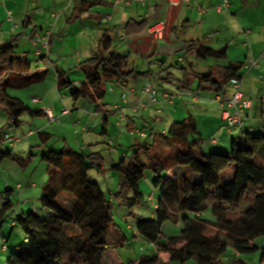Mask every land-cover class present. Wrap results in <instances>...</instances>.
<instances>
[{
  "label": "trees",
  "instance_id": "1",
  "mask_svg": "<svg viewBox=\"0 0 264 264\" xmlns=\"http://www.w3.org/2000/svg\"><path fill=\"white\" fill-rule=\"evenodd\" d=\"M93 4L88 3L87 8ZM147 27L146 21H130L125 33H140ZM14 44L11 40L0 45V105L7 115L0 142L8 126L21 127L25 114L34 117L44 113L9 93L41 84L47 76V70L33 71L28 55L17 56ZM184 50L188 55L194 54L197 61L228 59L227 48L214 49L199 40L187 42ZM39 58L45 59V55ZM78 68L85 76L80 82L57 69V88L67 91L75 105L82 103L101 115L103 134L107 133L108 116L112 113L105 102L109 85L151 74L130 68L128 55L113 51L107 34L100 39L99 51ZM242 68L243 63L230 62L224 67L210 66L205 72L192 69L177 82L185 89L197 82L198 92L225 94L232 79L242 78ZM39 136L44 144L49 141L48 133L39 132ZM206 145L196 118L189 115L166 132L151 131L148 140L131 146L130 153L112 166L123 179L116 197L130 210L142 200L141 183L147 171L156 177L154 187H161L153 217L137 215L136 221L140 237L155 249L132 264H186L190 260L196 264H225L220 258L228 249L240 255L264 250L256 243L264 237V128L244 129L232 138L230 151L222 152L215 145L208 151ZM43 157L48 163L49 178L41 191L45 213H22L13 221V226L23 232V242L15 246L4 264H102L110 250L111 234L118 229L113 200L91 175L93 169L103 168L101 153L64 146L59 151L48 149ZM29 160L32 158L1 149L0 143L1 164L14 161L24 166ZM127 193L132 196L127 197ZM13 196L11 188L0 193V232L13 213ZM208 210L210 218L203 216ZM167 221L180 224L181 230L162 240V227ZM118 231L121 239H126ZM122 242L119 243L124 245ZM227 264L245 263L238 259Z\"/></svg>",
  "mask_w": 264,
  "mask_h": 264
},
{
  "label": "crops",
  "instance_id": "2",
  "mask_svg": "<svg viewBox=\"0 0 264 264\" xmlns=\"http://www.w3.org/2000/svg\"><path fill=\"white\" fill-rule=\"evenodd\" d=\"M116 1L117 0H0V45H7L13 40L15 42L14 46L17 56L28 55L32 60L33 68L44 65L45 70H47V76L43 83L46 82L49 71H53L51 81H55L54 87L45 91L44 98L41 95H34L32 97V103L35 106L31 107L42 110V112L44 109L49 108L53 115H61L60 117L64 116L62 112H59L57 102L60 98H65L69 93L63 90L60 91L57 88L56 71L57 69H61L68 72L69 75L70 70L74 67L78 68L81 62L93 57L94 54L99 51L100 39L104 34L109 35L110 32L113 31V35H109L112 39V50L119 53H122L119 50L121 45H129L131 41V44L127 47L128 51L126 53L128 55L129 66L139 71L136 63L130 60L131 54H137L136 52H140L142 49H149L148 52H150V46H156L154 42L166 44L168 42V33L170 29L173 33L175 32L176 35L177 25L182 22L183 28H186L188 25L185 24H191L196 14V16L202 17L200 20L203 21V25L200 26L199 32L196 33L197 38L195 40L207 42L213 34H216V37L222 30H229L225 39L218 41L217 48L228 49V59L230 62L243 63L241 71V81L243 85L241 86V90L244 98L251 101V107L242 112L244 129L254 131L264 128V0H229L230 4L228 9L221 13L217 12L215 7L223 0H188L187 2L176 5L179 7L176 9L173 8L174 6H169V0H144L143 4L138 3L137 0H123L124 3L122 4H116ZM90 2H95V4L87 8ZM125 2H130V4H126ZM82 7H85V9H81ZM201 9L202 12L200 11ZM214 11L215 14H213ZM54 13L60 14L57 18V20H59H56V25H58L60 19L65 16L63 21L66 22V32L63 38H61L60 35H56V33L54 35L53 32L49 41L48 55L44 49H42V54H39L38 50L42 48L41 43L35 46L31 42V39L34 38L36 34L41 36L45 34ZM224 14L225 16H223ZM160 20H165L167 22V29H169L161 39L155 40L151 38L152 41L145 39L143 35H147L146 31L131 35L125 33V27L130 21H146L149 26ZM194 30L196 29L194 28ZM129 38H131V40H129ZM69 44L72 46V51L67 49V45ZM151 54L155 55L156 53L152 51ZM231 54H233V57L230 58ZM42 55H45V59L39 58V56ZM189 56L191 60L187 61L186 59L178 58L176 61L177 65L181 66L184 70L183 76L185 74H190L191 70H195L196 68L195 62L192 61L193 58L196 59L195 55L189 54ZM202 61H204V64L200 72H205L210 66L214 65L220 67L227 66V64H224L223 60L217 61L208 59ZM148 62L152 63V59L149 58ZM199 63L201 62L196 59V64ZM252 63H254V65L250 67V70H247L246 66ZM161 70L164 71L163 68ZM147 71L151 72L148 77L129 79L125 82V88L117 83H111L109 85V94H107L105 102L108 105L107 109L112 113L108 116L106 134H110L111 132L109 130L110 116L115 115L117 124L120 127L119 134L123 135L122 126L126 124L128 130H132L131 132L135 131L138 135V140H140L137 141V143H142L148 140L151 131L166 132L169 124H173L188 112L196 118L200 133L201 130H205V128L208 130L204 131L207 137L202 133L201 135L207 142L205 150H211L214 145H209L208 142L211 138H215V134L221 130L223 125L222 105L219 100L226 101L231 98L233 89L230 85L228 84L225 94L218 95L214 91H205L204 94L198 95L191 93L195 82L191 85V89H185L181 87L178 82L171 83L169 80H165L166 74L161 71L162 74L155 73L156 71H154L151 66L139 72ZM2 75L3 72L2 74L0 73V76ZM73 80L77 82L83 81L81 77ZM149 81L157 89V96L160 99L163 98L166 92L175 95L173 103L169 104L166 102L162 105H151L150 95L143 92L145 84ZM112 88L113 91H111ZM54 90H56V94H53ZM124 94L127 95V101L123 100L122 96ZM108 96H110L109 99H107ZM194 96H202L203 102H195ZM34 99H39V101L35 102ZM178 103L183 106H179ZM188 103L197 105L199 109L193 110L185 108L184 105ZM79 104L81 105V109L88 110L95 117L102 118L101 115L95 114L93 112L94 110L90 107L84 106L82 103ZM143 104L146 105L143 106ZM117 106L121 108L117 109ZM2 108L3 107L0 105V111L4 112L6 115ZM159 109L160 112H158ZM41 116L48 119L44 113L43 115L34 117ZM139 118L143 121L142 129L138 128ZM6 124L7 115L5 125ZM83 128L86 132L92 130V127L89 125ZM1 129H3V122L0 126V130ZM18 130L19 129H17V132ZM234 130L236 134L233 133ZM139 131L144 132L145 137L140 136L138 133ZM241 132V130L233 129L228 133L236 137L240 135ZM17 135L19 137L18 142H20L22 136L18 133ZM27 135H32V132H29ZM126 135H129V133ZM217 141L218 143L215 144L217 149L228 148V145H221V139ZM0 143L2 144V142ZM6 145L8 144H5V146ZM81 147L83 151L89 153L87 146L85 148L84 145H81ZM1 149H3L2 146ZM9 150L13 153L15 152L12 149ZM8 162L9 161H4L2 164L0 163V170L3 166H7L6 164H8ZM0 184H2L1 179ZM29 186L30 187L23 189V187L18 185V188L21 187L22 189L19 197L20 199L23 198L22 202L26 205L29 202V196L33 194V189L37 187L35 183H31ZM6 188L11 187L7 185L5 189ZM0 201L3 200L1 199ZM151 217H153V214ZM13 225L14 222H12V226ZM260 246H264V242ZM3 249H5V246L2 247V251ZM259 251H263L261 264H264V250ZM234 253L235 256L232 259L233 261L240 259L245 264H256L255 260H246L243 258L244 255H240L236 252Z\"/></svg>",
  "mask_w": 264,
  "mask_h": 264
},
{
  "label": "rangeland",
  "instance_id": "3",
  "mask_svg": "<svg viewBox=\"0 0 264 264\" xmlns=\"http://www.w3.org/2000/svg\"><path fill=\"white\" fill-rule=\"evenodd\" d=\"M173 8L176 9L179 7L174 6ZM213 14H215V11ZM194 16L195 18L192 20L191 24H185L188 25L186 28H183V25L181 24L182 22L177 25L178 32L176 31V35L175 32L173 33V31L170 29L168 33V42L166 44L153 41L156 43V46H150V52H148L149 49H142L140 52H136L137 54H131L130 60L136 63L139 71H144V69H147L151 66L154 71H156L155 73H164L166 75L168 73L171 74L169 75L170 77L168 79L171 83H177L178 79H183L184 70L181 66L177 65L176 61L178 58L186 59L187 61L191 60V57L186 54L184 50V45L187 42L197 38L196 33L199 32L200 26L203 25V21L200 20L202 17L196 16V14ZM223 16H225V14ZM64 18L65 16H63L60 19L58 25H56L57 21L59 20L58 19L53 29L54 35L56 33V35H60L61 38L64 37L66 32V22L63 21ZM193 27L196 30H194ZM168 30L169 29H167L166 32H168ZM228 33L229 30H222L216 37V34H213L212 37L207 40V42H204V44L214 49H218V41L225 39ZM109 35L112 36L113 31H111ZM143 36L145 39L152 41L151 37L148 35L144 34ZM129 40H131V38H129ZM129 45H121L119 50L126 54L128 51L127 47ZM71 48L72 46H70V44L67 45L68 50H71ZM152 51L156 54H151ZM231 57H233V54L230 55V58ZM149 58L152 59V63L148 62ZM192 61L195 62V70L202 71L201 67L204 64V61H200L201 63L199 64H196L195 58H193ZM223 62L225 65L230 63L229 59L223 60ZM162 68L164 71L161 70ZM43 70H45L44 65L39 66L38 68H33L34 72ZM52 76L53 71H49L48 78L45 83L36 84L23 90H10L9 93L11 96L23 100L30 106H35L32 103V97L34 95H41L44 98L45 91L54 87L55 81H51ZM68 77L72 80L78 77H81L82 80L85 79L81 69L77 67H74L69 71ZM55 91L56 90L53 91V94H56ZM191 93L201 95L205 92H198L197 82H195ZM109 97L110 96H108L107 99H109ZM57 104L59 106V112H62L65 108L71 112L68 115L66 114L60 117L56 122H50L46 117H30L29 115L25 114L22 117L21 128H19L17 132L18 134H21L20 136H22L21 141L15 143L14 145L11 143L1 144L3 150L12 149L15 151L14 154L23 158L31 157L32 160H29L24 166L19 165L17 162L9 161L8 164H6L7 166H3V168L0 170L2 171L0 172V179L2 180V184H0V191L3 192L7 185L15 191V195L12 199L14 205L13 213L5 221L0 232V264H4L7 256L15 250V246L23 242L24 235L21 228L19 226H12V222L23 212L26 215H30L33 212L40 213L41 215L45 213L42 207L41 191L49 178L46 172L48 163L43 159V156L44 153L50 148L59 151L64 146H69L77 151H81V145H84L85 148L87 146L89 152L99 151L104 158L102 170L98 171L97 169H93L91 171V175L100 183L102 188L105 190L107 197L112 198V211L116 229L121 230V232L126 236V239L122 240L119 231L113 230L109 241L110 250L102 264H132L140 260V258H142L144 255H151L155 249V246L140 237L136 229V221L137 215L142 216L145 219L151 218L152 214L154 213V202H158L161 187H154L153 181L156 177L152 172L147 171L146 176L141 183V191L143 194L142 200L139 205L130 210L121 203L118 197H116V194L121 191L123 179L120 173L112 169V166L117 161H119L122 156L130 153V147L140 140H138V135L135 131L131 132L132 130H128L126 124H123V135H120V127L117 124L115 115L110 116V134H103L102 118L95 117L90 111L81 109L80 104L75 105L69 94L66 95L65 98H60ZM179 106L183 105L179 104ZM184 106L185 108L193 110L199 109L197 105L192 103H188ZM189 115L191 114L186 112V114L180 117L176 122L178 123L183 121ZM138 121V128L142 129L143 121L140 118ZM2 122L4 128L6 123V115L4 112L0 111V126L2 125ZM87 125L91 126L92 130L88 132L84 131L83 127H86ZM171 126L172 124H169V126H167V130ZM204 131L208 130L206 128L205 130H201V133L205 136L206 132ZM29 132H32V135H27ZM39 132L48 133L51 136L46 144L40 140ZM127 133H129V135H126ZM233 133L236 134V131L234 130ZM233 136L234 135H229L226 129L219 130L215 134V138L217 140L221 139L222 146L228 145V148H219L220 151L226 152L231 150V138ZM5 144L8 145L5 146ZM31 183H35L37 187L36 189H33V194L32 196H29V202L26 205L22 202L23 198L20 199L19 194L22 190L21 187H23V189L30 187L29 185ZM18 185L21 187L18 188ZM152 194L154 196V200L151 199ZM126 195L127 197L132 196L131 193H127ZM2 203L3 201H0V207ZM185 215L190 217L195 216L191 213H186ZM203 216L210 218V211L208 210L204 212ZM180 230V224H174L171 221L165 222L162 227V240H165L170 236L178 235ZM121 241H123L122 243L124 245L119 243ZM263 242L264 237L258 238L256 240L258 245H261ZM4 246L5 249L2 251V247ZM262 254L263 251H258L253 254L244 255L243 258L246 260H255L256 264H261ZM234 256V251L232 249H228L220 259L221 261L228 263L234 258ZM186 264H196V262L194 260H190Z\"/></svg>",
  "mask_w": 264,
  "mask_h": 264
},
{
  "label": "built area",
  "instance_id": "4",
  "mask_svg": "<svg viewBox=\"0 0 264 264\" xmlns=\"http://www.w3.org/2000/svg\"><path fill=\"white\" fill-rule=\"evenodd\" d=\"M187 1L188 0H169V6L170 7L176 6V5H179ZM137 2L143 4L144 0H137ZM122 3H124L123 0L116 1V4H122ZM125 3L130 4V2H125ZM229 4H230L229 0H223L219 5L215 7V9L217 12L221 13L224 10L228 9ZM200 11L202 12V9ZM59 15L60 14L58 13H54L52 15L53 18L50 21L45 31V34L43 36L36 34L35 37L31 39V42L35 46L41 43L42 48L38 50L39 54H42V49H44L46 54L48 55L50 37L53 34L55 22L57 18L59 17ZM166 29H167V22L165 20H160V21H157L149 25L146 28V33L152 39L157 40V39H161L164 36ZM252 65H254V63H252L251 65H247L246 69L250 70V67H252ZM229 85L233 89L231 98L226 101L219 100V102L222 105L223 125L221 127V130L226 129L228 132H230L233 129H237V130L243 131L244 130V118H243L242 112L243 110L249 109L251 107V101L244 98L243 92L241 90V86H242L241 79L234 78L230 81ZM120 86L125 88L126 83H122ZM111 91H113V88L111 89ZM143 92L145 94L150 95L151 105H162L166 102L169 104H172L175 99V95H172L168 92L164 93L163 98L160 99L157 96V89L150 81L145 84L143 88ZM122 97L124 101H127V95L124 94ZM34 101L38 102L39 99H34ZM194 101L197 103H200V102H203V98H201L200 96H194ZM145 105L146 104H143V106ZM116 108L120 109L121 107L117 106ZM43 112L46 114L50 122H56L60 118V116L58 117V116L53 115L49 108L44 109ZM70 112L71 111L65 108L62 111V115L69 114ZM158 112H160V109L158 110ZM138 133L140 134V136L145 137L144 132L139 131ZM18 141H19V137L17 135V128L14 125L8 126L5 132L3 133V136H1L2 144L11 143L12 145H14ZM209 143L212 145H215L218 143V141L216 138H211L209 140ZM151 199L153 200L152 196H151ZM0 200H1V197H0Z\"/></svg>",
  "mask_w": 264,
  "mask_h": 264
}]
</instances>
